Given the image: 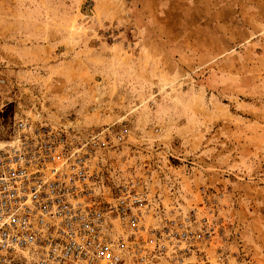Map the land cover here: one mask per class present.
I'll list each match as a JSON object with an SVG mask.
<instances>
[{
	"label": "rangeland",
	"instance_id": "1",
	"mask_svg": "<svg viewBox=\"0 0 264 264\" xmlns=\"http://www.w3.org/2000/svg\"><path fill=\"white\" fill-rule=\"evenodd\" d=\"M23 116L121 134L113 181L264 264V0H0V139Z\"/></svg>",
	"mask_w": 264,
	"mask_h": 264
},
{
	"label": "built area",
	"instance_id": "2",
	"mask_svg": "<svg viewBox=\"0 0 264 264\" xmlns=\"http://www.w3.org/2000/svg\"><path fill=\"white\" fill-rule=\"evenodd\" d=\"M35 118L0 139V264H225L205 251L204 219L165 208L139 178L108 176L121 134Z\"/></svg>",
	"mask_w": 264,
	"mask_h": 264
}]
</instances>
